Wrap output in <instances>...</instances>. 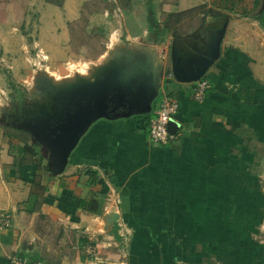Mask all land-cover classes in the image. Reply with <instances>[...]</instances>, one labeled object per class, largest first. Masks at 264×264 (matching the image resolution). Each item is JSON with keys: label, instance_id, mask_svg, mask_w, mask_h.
<instances>
[{"label": "crops", "instance_id": "obj_1", "mask_svg": "<svg viewBox=\"0 0 264 264\" xmlns=\"http://www.w3.org/2000/svg\"><path fill=\"white\" fill-rule=\"evenodd\" d=\"M92 1L0 0V53H21L27 45L20 40L34 32L53 51L63 48ZM112 3L133 38L157 29L149 23L152 6L161 33L169 26L158 35L174 41L171 55L181 65L207 67L200 79L211 88L197 101L200 79H165L150 113L121 116L118 109L119 117L95 121L60 175L42 158L41 145L15 150L0 127V213L11 216L0 235V264L13 257L45 264H264V0ZM190 20L200 25L181 33ZM155 48L161 59L149 48L132 52L170 65V47ZM164 94L178 101L180 123L165 146L148 133ZM86 245L95 255L85 253Z\"/></svg>", "mask_w": 264, "mask_h": 264}, {"label": "rangeland", "instance_id": "obj_2", "mask_svg": "<svg viewBox=\"0 0 264 264\" xmlns=\"http://www.w3.org/2000/svg\"><path fill=\"white\" fill-rule=\"evenodd\" d=\"M112 2L113 0L90 2L84 8L79 22L71 27V40L64 43L63 48H58L59 50L53 51L34 32L33 36L22 37L20 40L22 46L27 45L26 48L23 47L21 53L8 54L6 57L4 51L0 53V57L6 58L4 66H0V88L4 91L3 98H0V127L4 131L2 139L15 150L17 147L22 148L26 143H34V139L14 129L7 116L17 110L21 112L27 109L34 110L33 107L45 102L48 95L43 90L44 86L49 88L53 81L57 83V78L62 76V69L69 71L63 75L69 77L61 82L73 81L78 76L89 77L97 67L111 60L115 54L119 57L127 56L132 60L135 56L131 55L132 51L140 53L142 48H149L152 54L159 55L155 48L157 44H166L170 47L171 62L174 41L167 42L166 36L159 37V29H154L144 38L129 37L125 31L126 15H122L120 11L117 15ZM106 9L108 11H105ZM192 16L193 13L187 15ZM199 25V20H190L180 32L188 34ZM38 27L39 24L36 23L34 29ZM137 56L141 57L139 54ZM159 56L161 59V55ZM26 155L29 156L27 153ZM44 157L47 159L45 153L42 154V158Z\"/></svg>", "mask_w": 264, "mask_h": 264}, {"label": "water", "instance_id": "obj_3", "mask_svg": "<svg viewBox=\"0 0 264 264\" xmlns=\"http://www.w3.org/2000/svg\"><path fill=\"white\" fill-rule=\"evenodd\" d=\"M223 29L220 30L222 34ZM112 56L89 77L78 76L73 81L56 83L43 90L53 101L38 116L37 125L20 124L41 144L48 158V166L54 175L62 174L73 150L91 125L102 118L147 114L152 111L164 81L171 76L180 81L200 79L206 68L196 69L181 65V59L172 56L171 64L156 63L150 56ZM69 71L62 69L61 75ZM39 106H46L40 103ZM180 123L171 119L168 128L175 134Z\"/></svg>", "mask_w": 264, "mask_h": 264}, {"label": "built area", "instance_id": "obj_4", "mask_svg": "<svg viewBox=\"0 0 264 264\" xmlns=\"http://www.w3.org/2000/svg\"><path fill=\"white\" fill-rule=\"evenodd\" d=\"M211 88V83L208 79H200L196 82L194 99L202 101L207 91ZM179 103L174 98L164 94L158 108L155 111L154 117L150 120L148 133L150 141L156 145H168L175 138V134L170 133L168 124L171 119H175L178 113ZM11 225V216L8 213H0V235L6 231ZM86 254L95 255L93 245L84 247ZM12 264H45L41 260L30 261L22 257H13Z\"/></svg>", "mask_w": 264, "mask_h": 264}, {"label": "flooded vegetation", "instance_id": "obj_5", "mask_svg": "<svg viewBox=\"0 0 264 264\" xmlns=\"http://www.w3.org/2000/svg\"><path fill=\"white\" fill-rule=\"evenodd\" d=\"M53 101L51 98L48 96L47 100L43 102L44 105L46 106H39V104L36 107H33L34 110H25V111H19L12 113L11 115H8L7 118L10 120V125L17 127L20 129L19 125L24 124V125H37L39 123V118L38 116L41 114V112L45 109L51 106ZM50 108V107H49ZM6 119V117H5ZM23 130V129H21ZM24 132L28 133L33 139L34 143L41 145L33 136V134L29 131L23 130Z\"/></svg>", "mask_w": 264, "mask_h": 264}, {"label": "trees", "instance_id": "obj_6", "mask_svg": "<svg viewBox=\"0 0 264 264\" xmlns=\"http://www.w3.org/2000/svg\"><path fill=\"white\" fill-rule=\"evenodd\" d=\"M149 17H150V26H151V29L156 27L157 29H159L160 25H159V22L156 20V16H155V12L154 10L152 9V6L149 7ZM169 26L168 24L165 25V30L161 33V31L159 30L158 33L160 35H162L163 33H165L166 30H168ZM149 119V116L147 115V120ZM150 122V120H148ZM25 149H32L31 146L29 145H26L25 147H23V151Z\"/></svg>", "mask_w": 264, "mask_h": 264}, {"label": "bare ground", "instance_id": "obj_7", "mask_svg": "<svg viewBox=\"0 0 264 264\" xmlns=\"http://www.w3.org/2000/svg\"><path fill=\"white\" fill-rule=\"evenodd\" d=\"M71 75V74H70ZM73 76V75H72ZM69 76H61V77H59V78H57V81L58 82H61V80H64V79H66V78H68ZM57 82V83H58Z\"/></svg>", "mask_w": 264, "mask_h": 264}]
</instances>
